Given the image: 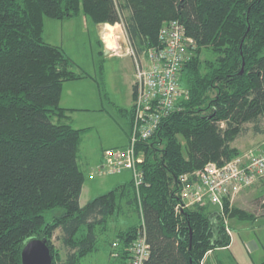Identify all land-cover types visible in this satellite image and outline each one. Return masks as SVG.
<instances>
[{"label":"trees","instance_id":"obj_1","mask_svg":"<svg viewBox=\"0 0 264 264\" xmlns=\"http://www.w3.org/2000/svg\"><path fill=\"white\" fill-rule=\"evenodd\" d=\"M82 14L95 24L123 23L138 53L156 44L172 19L196 41L181 72L187 90L181 109L138 145L145 156L139 191L130 179L84 206L77 151L85 130L66 121L69 109L60 99L65 81L87 73L43 37L44 17ZM118 112L130 129L132 107ZM262 118L264 0H0V264H22L31 238L47 239L53 264H83L100 250L103 226L125 207L138 220L105 239L106 264H129L130 247L144 228L145 264H202L209 251L230 246L228 216L255 221L257 215L231 209L228 200L222 208L205 202L177 212L180 177L191 175V182L209 162L240 155L233 142L246 133V123L262 132ZM58 228L69 248L65 261L52 242Z\"/></svg>","mask_w":264,"mask_h":264},{"label":"rangeland","instance_id":"obj_2","mask_svg":"<svg viewBox=\"0 0 264 264\" xmlns=\"http://www.w3.org/2000/svg\"><path fill=\"white\" fill-rule=\"evenodd\" d=\"M129 15L130 12L124 10L123 18L127 19ZM99 25L101 26L97 27V24L93 23L84 14L70 19L44 17L43 37L47 42L62 46L77 66L87 73L88 80H81L79 85L78 92L83 97L81 106L97 108L104 105L107 110L110 104L128 107L131 100L130 87L135 77H133V73L131 74L134 68V60L127 49L129 45L127 30L123 23L114 25L100 23ZM104 28L107 30L108 37L104 36ZM99 29L102 31L101 33H99ZM99 36H102V42L104 36L108 49H112L113 44L115 45L116 48L112 53L123 56L109 57L106 50L101 49ZM114 116L116 120L106 114L105 122L97 121L96 124L91 126L82 141H88V143H91V147L98 145L100 140H102L104 148L125 146L128 143L125 133V120L118 114V111ZM258 124L263 129L262 132L255 129L256 124L254 122L246 123V133L240 135L233 142V145L241 153H257L264 148V118ZM81 156L83 158L82 153ZM94 168L85 169L82 165V170L85 173V189L91 188L89 194L85 193L83 196L85 200L92 193L94 197H97L131 179V173L127 170L100 175L96 171L97 169ZM263 199L264 178L240 192L234 201L229 203V206L230 208L236 207L254 212L257 215L255 219L257 221L261 219L259 215L264 214L261 206L263 205ZM129 208L125 207L124 213H117L109 218L106 225L103 226V233L100 237V250L84 257L82 259L83 264H106L108 262L109 255L107 253V242H104L105 239H112L118 230L126 229L138 220L136 214L131 213ZM255 221H241L236 217L230 218L228 216L226 223L232 234L229 248L209 251L202 264H217V260H222L225 264H239V262L241 264H253V262L259 260L262 253L264 254V228L260 227V223L264 219L258 221L259 223ZM255 224H258V226L254 228ZM62 237L63 233L58 228L54 233L52 242L59 251L62 261H65L69 248L63 243Z\"/></svg>","mask_w":264,"mask_h":264},{"label":"built area","instance_id":"obj_3","mask_svg":"<svg viewBox=\"0 0 264 264\" xmlns=\"http://www.w3.org/2000/svg\"><path fill=\"white\" fill-rule=\"evenodd\" d=\"M128 40L127 49L134 60L135 77L128 143L124 147L106 149L99 170L102 173L129 171L139 191L144 183L141 163L145 156L138 145L152 137L164 120L181 109L180 101L187 97V90L181 83V72L194 55L196 41L187 35L184 24L178 19L165 21L159 30L158 42L140 53L129 36ZM193 175L191 182V175L180 177L178 194L181 202L176 211L205 202L222 208L224 201L232 203L240 192L264 177V148L257 153H241L224 164L209 162ZM130 251L129 264H145L150 255L145 228L139 230ZM112 255L117 256V253Z\"/></svg>","mask_w":264,"mask_h":264},{"label":"crops","instance_id":"obj_4","mask_svg":"<svg viewBox=\"0 0 264 264\" xmlns=\"http://www.w3.org/2000/svg\"><path fill=\"white\" fill-rule=\"evenodd\" d=\"M86 22H87V20H86ZM98 26L100 27L101 25L97 24V27ZM101 32L102 31L100 30L99 33H101ZM104 36L108 37L106 29H105ZM104 36H103V39H102L103 40V42H102L103 43V47L102 48H103V50L104 49L107 50V48H108L107 47V42L105 41ZM101 38H102V36H99V40H101ZM115 48L116 47L113 44L112 49L111 48L108 49L106 54H108L109 57L117 56V55L119 56L120 54L112 53V51ZM120 56H123V55H120ZM132 73H133V77H134V68H133V72H131V74ZM87 78H88V76H85V77H81V78H78V79H75V80L65 81L63 83V89H62L60 104H61L62 107L69 109L68 117H67L66 121L70 122L76 128L85 130L83 132V134H82L81 141L78 144V151H77L78 164L81 167V169H82V165H83V167L85 169H87V168L88 169H92V168L95 167L94 169H97L96 171L100 175L110 174V173H102L99 170L101 168V165H102V162H103L104 151L106 149H110V148L109 147L104 148L102 140L98 141V145H95L94 147H91L92 146L91 143H88V141H82V139L84 138L85 134L91 129V126L96 124L97 121L105 122L106 114H108L110 117H112L114 119L115 118L114 115H116V112L118 111V108L130 109L132 107V101H133V87H132V83H133L134 80L132 81L131 87H130V90H131L130 105L128 107H126V106H121V105L118 106L117 104H112V105L110 104V105H108L109 109L107 110V108L104 105L99 106L97 108L92 107V106H81L80 105L82 103V101H83V97L78 92L79 91V85L81 84L80 81L83 80V79H86V81H87L88 80ZM75 95H78V96H75ZM112 108H113V110H112ZM113 111H115V112H113ZM118 114L125 120V123H126L125 133H126L127 138H128L129 130H130L129 129L130 124L127 123L126 118L123 115H121L119 112H118ZM114 120H116V118ZM111 147L112 148H118V147H124V145L116 146V147L115 146H111ZM81 153L83 154V158L81 156ZM90 189H91L90 187L85 189V185L83 186L82 192H81V195H80V205L81 206L86 205L90 200H92L94 198V194L92 193V195L91 196L89 195V197H87L86 200L83 199V196L85 195V193L89 194V190ZM259 218H261L263 220L264 219V214L259 215ZM260 220H257L255 222H258ZM260 224H261L260 227L264 228V221H262ZM256 226H258V224H255L254 228ZM235 229H236V227H235ZM230 235H232V234H230ZM261 245H263V244H261ZM258 248H259V246H258ZM209 260H210V258H209ZM263 260H264V254L262 253V255L259 258V260L253 262V264H260ZM239 264H241V263L239 262Z\"/></svg>","mask_w":264,"mask_h":264},{"label":"water","instance_id":"obj_5","mask_svg":"<svg viewBox=\"0 0 264 264\" xmlns=\"http://www.w3.org/2000/svg\"><path fill=\"white\" fill-rule=\"evenodd\" d=\"M108 48L106 50V53ZM22 264H53V255L46 238H31L22 249Z\"/></svg>","mask_w":264,"mask_h":264}]
</instances>
